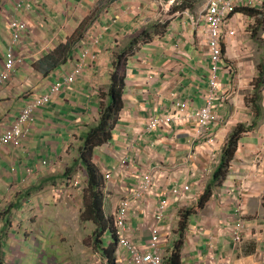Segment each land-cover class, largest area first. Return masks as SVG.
<instances>
[{
  "label": "crops",
  "instance_id": "0c3cea01",
  "mask_svg": "<svg viewBox=\"0 0 264 264\" xmlns=\"http://www.w3.org/2000/svg\"><path fill=\"white\" fill-rule=\"evenodd\" d=\"M180 1L36 0L31 12L16 13L18 0H0V73L12 41L10 20L20 19L28 24L23 43L15 48V57L23 62L15 67L9 83L0 87V135L13 125L34 97L45 94L71 73L80 62L91 35H102L97 62L88 65L72 87L62 90L49 106L37 113L30 136L20 147L0 150V213L14 207L9 217L12 228L17 223H20L19 229L28 227L38 243L36 236L46 234L45 230L51 232L54 222L57 221L58 228V224L67 219L61 204H71L83 187L70 185L71 179L65 174L77 166L71 176L83 182L80 173L86 168L79 162L82 137L99 124V95L110 86L114 56L144 30L164 22H168L167 30L157 34L159 29H156L152 40L140 45L128 59L124 110L112 140L96 148L94 161L105 174L109 170L117 171L122 158L128 157L132 163L125 182L130 187L136 186L142 172L157 173L160 185L156 195L151 197V210L165 199L176 180L191 183L197 195L203 192L219 164L229 135L239 125L250 126L255 119L247 100L254 91L257 65L264 60V31L258 54L253 50L255 44L234 39L233 32L225 35L224 58L237 69L238 77L221 78L219 98L223 104H217V111L223 122L215 131V144L210 145L197 139L196 124L190 118L194 110L204 106L209 91L208 39L204 24L195 25L196 19L190 10L168 15L169 5L177 6ZM193 5L195 9L196 4ZM166 16L169 21H164ZM91 17L95 20L80 43L64 49L80 25ZM245 17L234 15L230 25L235 19L242 21ZM33 65H38V69ZM41 71L49 75L44 78ZM178 103H186L190 111H181L176 106ZM261 107L262 121L255 132L239 141L222 184L214 189L204 209L190 217L181 251L182 264L200 263L199 259L206 254L209 236L215 239L217 258L229 260L231 264H264V91ZM176 112L187 118L173 123L167 130L147 131L153 117ZM110 185L114 186L110 189L116 200L114 196L120 195V190L115 183ZM232 190L239 192L237 197L243 204V243L238 250L233 249L226 228V222L233 219L235 211ZM39 198L40 202L34 201ZM170 203V217L175 225L180 220V208L186 204H174L171 200ZM18 218H22V222ZM135 219L138 223L143 217L136 214ZM24 220L26 225H23ZM6 222L7 216H3L0 232ZM133 238L141 247L149 241V238L139 239L134 233ZM3 249L4 241L0 252ZM39 257L45 261L41 264L58 261L54 257L47 259L48 254Z\"/></svg>",
  "mask_w": 264,
  "mask_h": 264
},
{
  "label": "built area",
  "instance_id": "2783aa9c",
  "mask_svg": "<svg viewBox=\"0 0 264 264\" xmlns=\"http://www.w3.org/2000/svg\"><path fill=\"white\" fill-rule=\"evenodd\" d=\"M36 0H18L15 6L16 13H29L33 10ZM239 9H253L264 12V0H207L205 11L200 20L194 24H204L205 33L208 39V48L210 49L209 70V91L205 95V104L202 108L194 110L191 113V119L196 124L197 139L206 141L214 145L217 135L214 130L221 124L223 117L218 114V103L223 104L219 98V92L222 89L221 76L232 75L233 69L224 61L223 43L226 30L231 26L232 15ZM201 23V24H200ZM12 41L6 53V60L3 71L0 73V87L9 83L10 77L17 65L22 64L21 58L15 57V48L23 43V37L28 32V24L24 21L12 18L9 22ZM231 34V32H229ZM102 35L94 34L87 39L86 46L83 49L80 62L75 66L63 80L58 81L45 94L34 97L27 107L19 114L13 125L0 135V150L11 146L18 148L26 140L33 129L36 121V115L39 111L49 106L54 96L62 90L72 87L78 79L88 69V65L96 63L99 55ZM177 108L183 112H189L191 107L186 103H178ZM180 112L175 114H166L153 117L148 126V132L158 130H167L173 123L184 121L187 117H182ZM189 117V116H188ZM121 166L116 170L105 172L106 184L104 189H110V184L115 183L119 188L121 199L118 207L120 209L114 212L115 233L119 238L121 251H124V257L119 258V264H166V258L172 252L174 247L170 239L175 236V228L171 224L170 200L174 204H183L186 201H196V196L192 186L189 183L179 185L174 181L167 191L165 199L161 201L153 210L150 209L151 197L156 195L157 188L160 185L157 173L142 172L135 187H130L125 178L128 175V168L132 163L128 157H123ZM135 163V161H133ZM45 165L47 161L43 162ZM30 174L32 170H27ZM116 171V172H115ZM70 185L74 187H83V182L73 178ZM235 201L234 217L226 222V228L233 240L235 249H240L243 243L244 232V214L243 204L237 197V190H232ZM152 211V212H151ZM139 215L143 217L152 236L145 247H141L133 238L132 216ZM197 234H200L197 231ZM216 244L212 236L207 238L205 244L206 254L201 256L199 264H230L229 260H223L216 257ZM202 260H204L202 262ZM107 259L103 254L97 253L95 264H106Z\"/></svg>",
  "mask_w": 264,
  "mask_h": 264
},
{
  "label": "trees",
  "instance_id": "16d2710c",
  "mask_svg": "<svg viewBox=\"0 0 264 264\" xmlns=\"http://www.w3.org/2000/svg\"><path fill=\"white\" fill-rule=\"evenodd\" d=\"M116 1V0H112ZM110 2V0H109ZM189 0H182L174 8H170L168 15L175 13H182L187 10H194V5L190 4ZM198 3V2H197ZM100 13V10L97 11ZM236 14H243L248 18L255 19L258 23L259 31H255V38H258V34L264 31V13L253 9H239L232 16ZM95 18L91 17L84 21L78 30L76 31L73 38L68 42L64 49H69L73 45L80 43L84 37L85 31L91 27ZM168 22H164L163 25H153L152 27L144 30L139 36L134 38L125 48L117 52L114 56L113 61V73L111 74V83L107 88L108 90L102 91L99 95L101 99V117L97 127L91 128L89 132L83 135V145L80 150L79 162L85 166V170L88 178V187L85 194L86 209L82 214V220L92 221L96 225L97 243L100 248L104 245L102 237L112 232L113 241L109 246H104L103 252L108 259L109 264H116V253L118 251V237L114 231L113 218L109 217L105 211L106 196L104 192L105 177L101 169L94 161L95 150L97 147L108 144L113 138V132L118 125L120 115L124 110V92L126 89L127 80V61L134 54L135 50L142 44L150 42L156 31L159 29L157 34L164 33L168 28ZM225 53V51H224ZM38 69V65H33V68ZM258 76L253 82V94L250 99L247 100V104L250 105L255 119L250 126L239 125L229 135L226 145L224 146L219 166L215 169L212 174L211 180L205 186L203 192L197 195L196 205L188 208L181 212L179 221V234L181 238L174 244L172 252L166 258V264H182L181 251L184 245V234L189 225L188 221L192 215L197 213L198 210L204 209L206 204L209 202L213 195V191L216 187L220 186L227 176L230 168V164L233 161L239 141L250 133H253L258 128L263 118V110L261 107L262 94L264 91V60L257 66ZM44 78L49 75L47 71H41ZM75 166L72 170H68L65 174L66 178L73 179L71 176ZM70 171V172H69ZM120 204V201L118 202ZM20 204H17L16 208H19ZM11 208V207H10ZM8 208L4 213H0V219L3 216H7V221L10 223L9 217L14 209ZM101 252V251H99ZM102 253V252H101Z\"/></svg>",
  "mask_w": 264,
  "mask_h": 264
},
{
  "label": "rangeland",
  "instance_id": "374dc122",
  "mask_svg": "<svg viewBox=\"0 0 264 264\" xmlns=\"http://www.w3.org/2000/svg\"><path fill=\"white\" fill-rule=\"evenodd\" d=\"M189 1L191 2L190 4H196V8L193 11H190L194 17L193 19H196L195 22H197L198 20H200L202 13L205 11L207 0ZM174 7H176V5L171 4L169 5L168 9ZM169 20V16H166V19L164 21ZM255 31H259L258 23L255 19L248 17H245L242 21H236L235 19L231 26L226 30L227 34L229 32L234 33V36H231L234 37V39H239L245 44H255L256 47H254L253 50L256 52V54H258L262 46V43L260 42L261 33L258 34V38H255V36H253ZM222 47L224 50V43ZM253 56L254 55L252 54L251 57ZM259 60L260 57H258V61ZM225 61L233 69V74L231 75L232 78H230L231 80H233L235 76L238 77V71L233 67V65L229 61H227L226 59ZM80 176H82L83 178V188L82 191L78 192V197L72 200L71 204H68V202H64L63 204H61L63 205L61 209H64L67 213V219L65 221H62V223H59L58 228L57 221L54 222L52 224L53 230L51 232L48 233V230H45L46 234H43L42 236H36L38 243L34 241V235L32 234V230L28 229V227L24 226L23 228L19 229L17 225H19L20 223H17L16 227L12 228L10 225L12 221L10 223H8V221L6 222L5 228L2 230V232H0V247L2 246V241H4V249L0 252V264L1 262H4L6 264H41L45 263V261L40 260L39 256L42 254H48L47 259H49L50 257L58 259L57 263L55 264H95V256L97 252L101 251L104 254L102 250L104 246L108 247L109 244L113 241V236L111 231L106 233L102 237V240H104V245H101V247L99 248L98 243L96 241V225L92 221L82 220V214L86 209L85 194L88 187L86 171L82 170ZM177 181L179 185L185 184L184 182H181L179 180ZM113 187V185H110V188ZM192 189L194 192V196H196L197 193L194 190L193 186ZM231 197L233 198V196ZM114 198L116 200L108 199L107 201H105V211L109 217L113 216L114 212H117L120 209V207H118V201H120L121 196L116 195L114 196ZM19 201L20 200H17L16 202L19 203ZM34 201L40 202V198L35 199ZM192 203V201H186V205H183L180 208V214L183 210L191 208L187 206H189L188 204L191 205ZM195 205L196 203L193 205V207ZM10 209H12V207ZM20 214L23 215L24 211L21 210ZM132 219L134 220L135 217L132 216ZM18 221L22 222V218H18ZM174 221H176V218L174 219ZM177 224H175V236L170 239L173 244H175L181 238L178 230L179 226ZM23 225H26L25 220L23 221ZM27 230L29 231V237H27ZM134 235H136L139 239L150 238L152 236L143 219L141 220V222L138 223L136 219L134 220ZM39 243L40 246L38 247ZM54 246H56V249H54ZM232 247L234 250H238L235 249L233 245ZM124 254V251H121V248L118 247V251L116 253V264H119L117 260H119V258H123ZM51 260L56 262L53 258ZM106 264L109 263L106 262Z\"/></svg>",
  "mask_w": 264,
  "mask_h": 264
},
{
  "label": "clouds",
  "instance_id": "9594fccd",
  "mask_svg": "<svg viewBox=\"0 0 264 264\" xmlns=\"http://www.w3.org/2000/svg\"><path fill=\"white\" fill-rule=\"evenodd\" d=\"M223 49V48H222ZM223 54H224V50H223ZM224 61H225V58H224ZM225 63L228 65V63L225 61ZM77 66V65H76ZM229 66V65H228ZM223 76H228V77H232L231 75H223L222 74V76H221V78L223 77ZM219 114V113H218ZM221 116V115H220ZM222 117V116H221ZM223 122V121H222ZM222 122H221V124H222ZM220 124V125H221ZM220 125L214 130V132L220 127ZM216 133V132H215ZM217 135V134H216ZM217 139V138H216ZM105 175V174H104ZM105 177V176H104ZM74 178H75V176H74ZM87 183H88V181H87ZM105 184H106V181H105ZM104 192H105V196H106V201L108 200V199H110V200H113V198H112V194H113V192L111 191V189H108L107 191H106V189H104ZM120 196H121V194H120ZM121 199V198H120ZM196 200H197V195H196ZM193 203H196V201L195 202H193ZM118 206H119V203H118ZM112 218H113V216H111ZM180 221V220H179ZM113 222H114V219H113ZM133 224H134V222H133ZM171 224H172V221H171ZM173 225V224H172ZM178 225H179V223H178ZM173 228H175V231H176V226L175 225H173ZM178 230H179V227H178ZM114 231H115V227H114ZM133 233H134V225H133ZM116 234V233H115ZM117 235V234H116ZM232 238V237H231ZM232 242H233V240H232ZM118 244H119V238H118ZM119 247H120V245H119ZM99 252V251H98ZM97 252V253H98ZM99 253H101V252H99ZM101 254H103V253H101ZM104 255V254H103ZM104 257H105V255H104ZM106 258V257H105ZM107 259V258H106ZM107 263H109V261H108V259H107ZM231 264V263H230Z\"/></svg>",
  "mask_w": 264,
  "mask_h": 264
}]
</instances>
